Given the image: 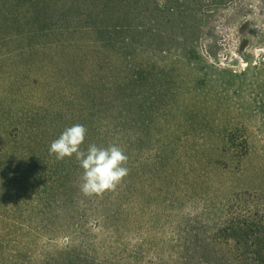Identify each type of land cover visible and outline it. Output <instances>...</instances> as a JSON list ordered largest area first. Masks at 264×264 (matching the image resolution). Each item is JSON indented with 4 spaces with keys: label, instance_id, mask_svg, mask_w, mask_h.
I'll list each match as a JSON object with an SVG mask.
<instances>
[{
    "label": "rangeland",
    "instance_id": "374dc122",
    "mask_svg": "<svg viewBox=\"0 0 264 264\" xmlns=\"http://www.w3.org/2000/svg\"><path fill=\"white\" fill-rule=\"evenodd\" d=\"M142 12L114 22L115 37L124 31L123 48L114 43V54L130 57L142 46L144 60L160 59L148 39L128 46L131 29H165L185 37L176 47L194 48L172 73V91L160 89L154 104L148 93L144 99L150 149L159 147L165 157V144H173L197 176L189 201L148 207L137 213V229L121 228L118 236L91 215L85 237L83 230L66 233L64 161L49 154L63 132L60 89L42 86L29 58L21 66L1 60L0 264H36L68 243L89 244L93 264H251L264 254L263 244H238L234 233L238 215L264 205V0H184L171 15L151 9L138 18ZM75 184L73 222L82 213Z\"/></svg>",
    "mask_w": 264,
    "mask_h": 264
},
{
    "label": "trees",
    "instance_id": "16d2710c",
    "mask_svg": "<svg viewBox=\"0 0 264 264\" xmlns=\"http://www.w3.org/2000/svg\"><path fill=\"white\" fill-rule=\"evenodd\" d=\"M183 1L0 0V61L9 59L15 61L13 65L21 66L29 58L34 65L31 74L40 79L42 86L60 89L63 130L74 124L87 129L82 149L91 144L99 147L116 144L128 156L129 174L115 191L87 197L79 189L82 213L75 221L77 225L73 222L76 205L70 203L78 202L72 189L75 183L80 185L83 170L74 156L63 160L66 233L83 230L85 237L91 232L86 228V219L91 215L96 226L106 227L118 236L121 228L131 225L137 229L141 220L136 215L148 207L173 208L189 201L197 176L194 177L189 161L176 157L173 144H165V157H161L159 147L150 149L147 133H153L144 120V99L148 93L154 104L160 97V89L172 91V73L180 63L192 58L194 48L176 47L174 42H185V37L165 29H131L128 46L148 39L156 44L152 56L158 55L160 59L144 60L139 56L142 46H137L130 57H124L121 52H113V45L117 48L114 43L123 48L120 35L124 31H119L117 38L112 29L114 22L128 12L143 11L138 18H146L151 9L152 13L171 15ZM53 172L49 169L50 174ZM232 202L229 197V208ZM261 206L253 214L238 215L240 225L234 231L241 238L238 244L252 240L258 248L259 244L264 245V205ZM226 219L231 220L230 215ZM99 243L108 246L106 239ZM89 246L68 243L57 254L36 264H93ZM250 263L264 264V254Z\"/></svg>",
    "mask_w": 264,
    "mask_h": 264
},
{
    "label": "clouds",
    "instance_id": "9594fccd",
    "mask_svg": "<svg viewBox=\"0 0 264 264\" xmlns=\"http://www.w3.org/2000/svg\"><path fill=\"white\" fill-rule=\"evenodd\" d=\"M87 129L82 124H74L63 130L50 144L49 154L57 160L75 157L83 170L80 177V191L87 197L101 196L107 191H115L129 174L128 156L116 144L99 147L91 144L82 149Z\"/></svg>",
    "mask_w": 264,
    "mask_h": 264
},
{
    "label": "water",
    "instance_id": "95a60500",
    "mask_svg": "<svg viewBox=\"0 0 264 264\" xmlns=\"http://www.w3.org/2000/svg\"><path fill=\"white\" fill-rule=\"evenodd\" d=\"M235 63H236V61L233 62V64H235Z\"/></svg>",
    "mask_w": 264,
    "mask_h": 264
}]
</instances>
